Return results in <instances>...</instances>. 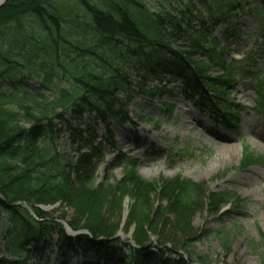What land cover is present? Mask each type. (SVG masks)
<instances>
[{"label":"trees","instance_id":"1","mask_svg":"<svg viewBox=\"0 0 264 264\" xmlns=\"http://www.w3.org/2000/svg\"><path fill=\"white\" fill-rule=\"evenodd\" d=\"M247 14L264 34V0H6L0 6V214L7 227L0 264L18 263L9 246L36 254L54 234L59 250L90 253L101 264H210L195 252L197 231L175 234L170 223L187 227L194 211L228 202L235 212L237 195L210 193L179 174L144 179L135 158L124 159L122 178L109 184L96 182V167L102 143L111 142V122L126 117L135 90L160 92L155 88L167 77L181 79L196 103L223 112L230 126L241 108L228 104L226 93L240 77L254 81L264 103V61L248 53L223 58L236 19ZM216 27L227 45L213 36ZM214 66L217 77L208 74ZM163 105L170 116L175 104ZM69 110L79 121L94 117L68 123L69 141L59 154L53 121L69 122ZM152 195L165 204L151 203ZM125 197L131 240L110 224ZM56 204V216L42 209ZM63 221L88 235H69Z\"/></svg>","mask_w":264,"mask_h":264},{"label":"rangeland","instance_id":"2","mask_svg":"<svg viewBox=\"0 0 264 264\" xmlns=\"http://www.w3.org/2000/svg\"><path fill=\"white\" fill-rule=\"evenodd\" d=\"M160 1L164 3V0ZM235 27L236 36L229 39L230 51L223 58L229 62L231 58L239 59L243 53H248L261 64L264 61V34L260 30L254 31L256 20L247 14L236 19ZM213 36L220 46L227 45L219 27ZM219 72L217 66L208 70L212 77L219 76ZM233 72L240 75L236 68ZM167 79L155 88H160V92L153 90L143 95L135 90L136 97L127 107L126 117L111 122V142L102 143L103 158L97 162L96 182L109 184L120 180L127 165L124 159L135 158L137 172L144 179L153 181L160 176L170 179L179 174L197 184L204 183L210 193L237 195L242 200L237 211L232 212V202L219 205L217 210L199 209L193 212L187 227H173V220L169 230L173 229L175 234L184 230L197 231L199 237L193 244L195 252L210 264H264V103H259L254 81L240 77L235 88L226 93L227 103L241 108L235 125L230 126L225 123L223 112L206 110L196 103L195 96L181 80ZM0 82L3 81L0 79ZM27 82L32 88L38 86L34 80ZM60 85L66 86L64 82ZM155 85L152 82L150 86ZM48 93L51 96V92ZM168 102L175 104L170 116L163 105ZM72 112L68 111L69 122L53 121L55 147L59 154L64 153L69 141V124L87 122L89 117H94L84 114L79 121ZM101 127L99 135L104 133ZM182 149L191 153H181ZM117 163L119 165H115ZM151 199L155 205L165 204L156 195ZM130 204L131 200L125 197L120 210L110 219V224L117 223V236L122 240L132 238L133 225L125 230ZM47 207L42 209L48 215L56 216L60 212L57 204ZM69 215L68 211V218ZM3 217L0 214L1 245H4L3 233L7 228ZM56 242L57 235L54 234L50 243L36 254L17 244L9 248L19 260L17 264H101L90 253L83 257L59 250ZM153 252L157 257L158 253Z\"/></svg>","mask_w":264,"mask_h":264},{"label":"water","instance_id":"3","mask_svg":"<svg viewBox=\"0 0 264 264\" xmlns=\"http://www.w3.org/2000/svg\"><path fill=\"white\" fill-rule=\"evenodd\" d=\"M6 0H0V6L4 4ZM51 206L47 207V208H50ZM63 226L65 227L66 229V232L71 235V236H74V235H77V234H85V235H88V232L86 231H72L69 226L67 225L66 222H62ZM97 242V241H96Z\"/></svg>","mask_w":264,"mask_h":264}]
</instances>
